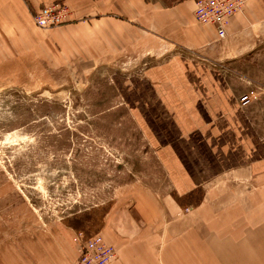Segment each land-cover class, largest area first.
Returning a JSON list of instances; mask_svg holds the SVG:
<instances>
[{"label":"crops","instance_id":"obj_1","mask_svg":"<svg viewBox=\"0 0 264 264\" xmlns=\"http://www.w3.org/2000/svg\"><path fill=\"white\" fill-rule=\"evenodd\" d=\"M55 1L0 0V80L29 86L63 59L134 55L118 86L171 189L107 216L93 235L115 248L108 264H264V94L231 86L264 45V0H246L224 38L196 22L194 0H65L67 20L38 28L33 13ZM75 236L63 225L0 246V264H72Z\"/></svg>","mask_w":264,"mask_h":264},{"label":"rangeland","instance_id":"obj_2","mask_svg":"<svg viewBox=\"0 0 264 264\" xmlns=\"http://www.w3.org/2000/svg\"><path fill=\"white\" fill-rule=\"evenodd\" d=\"M133 56L63 59L43 81L31 75L29 86L21 75L12 83L0 80L3 249L18 250L63 225L88 237L112 212L149 209L171 193L118 86L121 75L137 70ZM232 71L231 86L264 94V45Z\"/></svg>","mask_w":264,"mask_h":264},{"label":"built area","instance_id":"obj_3","mask_svg":"<svg viewBox=\"0 0 264 264\" xmlns=\"http://www.w3.org/2000/svg\"><path fill=\"white\" fill-rule=\"evenodd\" d=\"M194 18L200 24H210L219 38L227 35L226 27L229 19L242 10L246 0H194ZM71 11L63 0L46 5L33 15V22L41 27H54L64 23ZM247 95L240 97L245 104ZM78 242L77 258L72 264H108L116 256L115 248L107 243L101 235L85 238L82 233H76Z\"/></svg>","mask_w":264,"mask_h":264}]
</instances>
